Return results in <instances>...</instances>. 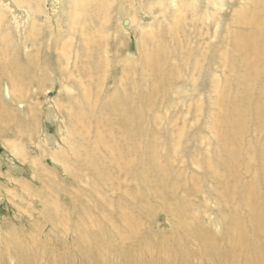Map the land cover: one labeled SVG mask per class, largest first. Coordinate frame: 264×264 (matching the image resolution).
<instances>
[{
	"label": "bare ground",
	"instance_id": "bare-ground-1",
	"mask_svg": "<svg viewBox=\"0 0 264 264\" xmlns=\"http://www.w3.org/2000/svg\"><path fill=\"white\" fill-rule=\"evenodd\" d=\"M165 1L150 3L148 11L153 12L157 5L161 7L157 14L164 23L161 20L156 23L167 28L171 35L169 41H161L159 34L155 35V25L143 19L138 10V5L142 6L141 0H0V30L5 28L8 32L15 28L19 33V44L28 51L22 61L15 51L7 54V49L0 47L6 58V61L0 59L3 97L0 98V119L5 124L12 121L19 132L14 141H9L12 155L3 149L0 151V162L5 161L8 165L6 172H0V182L5 180L1 175L8 176L6 183L0 184V194L12 197L14 206L26 216L28 212L31 218L40 213V227L38 223L35 225L38 230H43L41 237L45 235L42 238H48V242L56 239L54 233L60 235L61 239L56 240L62 242L66 251L75 245L82 246V252L78 250L81 264H191L190 260L197 259L202 264L206 261L207 264H264V0H205V12L209 15L206 20L211 21L216 16L213 30L207 22L202 27L187 25L188 14L184 7L192 3L199 9L198 0H169L171 6ZM114 2L119 4L116 11L112 6ZM229 6L232 17L225 19ZM120 8L124 19L118 22L119 25L113 20L112 28H121L128 36L132 32L135 40L141 41L138 53L129 51L121 66L114 62L110 64L112 42L107 41L109 32L104 29L116 18L115 13H120ZM50 10L65 18L51 20L49 26L53 30L49 31L46 40L50 37L53 40L45 43L46 49L38 46V51L33 54L29 51L33 44L28 41L43 35L44 21L52 17L48 15ZM184 14L185 19L182 18ZM234 21L240 27L229 31L228 27ZM56 29L62 32L58 37L53 33ZM221 29L224 31L218 37L223 42L214 50L215 54L210 53L211 46L206 48L204 44L209 45L213 34ZM4 40L8 43L7 36ZM192 41H198L204 47L194 48L193 45L189 48ZM48 49L55 51L57 56L55 59L51 56L50 60L48 58L50 63L44 64L39 60V53ZM56 63L60 64L66 79L76 78L75 84L78 83L81 90L78 102L74 96H69L66 106L54 98L56 91L53 89L45 90L44 103L37 96L27 94L34 79L40 84L36 72L41 70L46 76L44 67ZM73 65L74 71L66 73ZM118 66L122 80L137 70L142 81L136 83L129 78V89L119 90L121 82L115 78L113 93L103 96L104 75L108 72L116 74ZM202 69L214 70L210 82L215 93L210 103L212 109L208 110L211 120L207 128L215 135L216 146L212 147L208 136L201 139L206 142L204 152L208 153L207 157L203 156L206 162L202 166L205 174L213 178L207 191L206 186L201 185L188 190L187 185L179 181V175L177 180L173 177L174 186L166 184L170 176L165 166L173 165L176 160L167 156L168 153L166 161L163 160L162 151L158 154L157 142H151L149 130L150 115L156 124L159 122L160 130L169 124L176 131L171 135L176 133L175 140L179 142L175 151L179 162L187 158L185 149L190 147L182 148L188 140L181 127H178L180 131L176 130L177 118H168L160 124L159 114L154 113L157 92L164 93L169 80L171 86L166 93L185 95L186 89L173 87V81L183 78L189 85H195L197 72ZM146 76L154 82H150L153 91L147 102L144 95V90L149 87L145 83ZM74 86H67L66 91L74 92ZM183 98L190 99L182 96L180 100ZM202 107L201 103L197 105L193 114L190 104L186 108L188 111H182L184 114L179 116L186 119L193 114L199 119L205 113ZM17 113L21 118L16 116ZM43 117L49 121L45 126L41 121ZM23 136L29 140L40 136L36 149L52 152L44 163H40L45 170L42 175L47 177L46 174L56 170L59 181L55 179L57 184L52 182L51 187L44 186L43 196L32 184L37 177L40 179L36 171L40 166L33 157L38 153L30 150L29 140L25 141ZM195 154L190 157L193 163L198 161ZM31 157L33 172L24 174V162ZM197 166L202 167L201 163ZM65 179H69L70 186L62 185ZM179 187L187 189L189 195L181 196ZM200 192L206 193L202 195L205 203L197 214L198 210L191 209L186 197ZM42 200L47 210L43 213L39 208L35 209L36 202ZM214 204L216 220H211L207 214ZM52 207L56 213L48 214ZM157 207L167 210L169 221L175 225L169 235L165 229L161 230L162 238L170 243L160 248H157L155 238L145 234V228L139 229L142 223L139 219L145 215L153 216ZM190 213L195 216L191 217ZM48 225L50 231L44 234ZM32 243L35 251L26 245L6 246L16 260H31L38 264L36 258L46 255L49 250H42L43 245L37 238ZM174 247L178 256L171 252ZM61 257L57 255L54 260L65 264ZM72 257L69 259L75 261V256ZM22 262L20 264H24Z\"/></svg>",
	"mask_w": 264,
	"mask_h": 264
},
{
	"label": "rangeland",
	"instance_id": "rangeland-1",
	"mask_svg": "<svg viewBox=\"0 0 264 264\" xmlns=\"http://www.w3.org/2000/svg\"><path fill=\"white\" fill-rule=\"evenodd\" d=\"M155 1H158V0H141V2H142L141 5L142 6L137 4L139 6L138 10H140V14L143 15V19L145 21H149L150 23H153L155 25V30H154L155 31V35L158 33L159 34L158 36L161 37L160 38L161 41H166V40L169 41L170 38H171V35L168 32L167 28L165 26H163V25L162 26H158L157 23H156V22H158L160 20L164 23V19L161 16H158V14H157L161 7L156 4L157 6L155 7V10L153 12H149L148 11L149 10L148 8L150 6L149 4L152 3V2L154 3ZM198 1L200 3L199 9H195L194 4H192V3L190 5H187V6L184 7V11L188 14V19H187L188 23H187V25L188 26H192L193 25L194 27H202L203 24L205 22H207L206 25L211 27L212 30H213L214 29V25H215L216 16L212 17L211 21H207L206 18L209 17V15H208V13L205 12V9H206V3H204L205 0H198ZM165 2H167L168 6H171L169 4V0H166ZM112 6H114V8H113L114 11H116L118 9V7H119V4L114 2L112 4ZM231 8H230V6L228 7V9H227L228 10V14L225 16V19H228L229 17H232ZM53 12L54 11L50 10L48 12V15H51L52 17L49 18V19L47 18V21H44L45 30L43 28V30H42L43 35L42 36L37 35V36L33 37L32 39H30L28 41L29 44L30 43L33 44L31 46V48L29 49V51L34 52L33 54H35V51H38V46L39 47L43 46V48L46 49V47H45L46 44L45 43H48L49 41L53 40L52 37H50L48 40H46L48 38L49 31L53 30V27L49 26L50 24H52L51 20H53V21L61 20L62 21L65 18V16L63 14H61V13L60 14L59 13L53 14ZM119 12L120 13H115V15H116L115 19L116 20L112 19L111 23L109 25H107L104 29H105L106 32H109V37L110 38L108 37L107 41L108 42L109 41L112 42L111 43L112 47H110L111 52L109 53L110 54V56H109L110 64L114 62L115 64H118V65L121 66L122 61H123L122 59H124V56H126V58H127L129 51L133 52V54L138 53V51L140 50V45H141L140 42L141 41H138V40L136 41L132 32L128 36L126 34V32L121 30V28L119 30H117L116 28H112L113 20H114L115 24H118V22L121 23L123 21V19H124L123 17L125 15L122 12L121 8H120ZM145 14H147V16ZM182 18L185 19V14H184V16H182ZM167 19H170V17H167ZM117 20H119V21H117ZM221 26L223 27L224 25L222 24ZM239 27H240V25L234 21L233 23H231L229 25L228 30L229 31L238 30ZM225 30H227V29H225ZM222 31H224V29L219 30V32L217 34H213L214 38L211 39L209 45L204 44L206 48L211 46L209 48L210 49V53H214L215 54L214 50H216L218 48V46H220L222 44L223 41H221V39L219 38L220 37L219 34H221ZM53 33L55 34L56 37H58V36L61 35L62 32L60 30L56 29L55 31H53ZM5 36H7V40L6 41H8V43L4 42L5 41L4 40ZM0 37H1L0 38V47H2L4 50L7 49V54H10L13 51H15V53L19 55V57L22 59V61L26 59L25 57L27 56V52L28 51L26 52L24 50V48H23V45L19 44V41H18L19 40V33H18V31L16 32L15 28H13V30H10L8 32L6 31L5 28H2L0 30ZM112 39L115 40V42H113ZM155 43L156 42L154 41L153 44H155ZM94 46H95V48H97V44L94 45ZM193 47L194 48H199V47H204V46H201V44H199L198 41H192L191 46L189 48H193ZM118 48H120V49H118ZM93 51L96 54V56L99 55L98 51H96V49L93 50ZM124 52H126V53H124ZM112 53H113V55H112ZM116 53H119V56ZM48 54H49V56H48ZM39 55H40L39 56V60H41V62L45 64V62H49V60L52 58L51 56H53V58L55 59V57L57 56V53L55 51H53V50H49L48 49V50H46L45 53H42V54L39 53ZM2 58H3V60L6 61V58H5L4 54L0 50V59L2 60ZM48 58H49V60H48ZM97 60H98V57H96V61ZM116 60H120V61H116ZM42 63H41V65H42ZM100 66H101V64H100ZM120 66H118L117 69L115 70L116 74H112L110 72H108L107 74L105 73V75H104L105 79H103L104 84H105L104 85V90H103V96H110L113 93L114 88H115V83H114L115 78H117L118 81L122 83V84L119 83V90H121V88L122 89H126V90L129 89V78L133 79L136 83H139L140 81H142L141 77L138 75V71L137 70H136V73L130 72L128 74V76L130 75V77L128 79L126 77L125 79L122 80L120 78L121 73L118 70V69H121ZM60 67L61 66H60L59 63L57 65H50V64L46 65L44 67L46 76H44V72L43 71L38 70L35 75H36V78H40L39 79L40 80V84L38 83L37 79H34L35 81L32 82L31 91L28 92V89H27V94H29V96H32V95L37 96V98H39L40 101L44 103V102H46V98H44V97H46L45 90L53 89V91L54 90L56 91L54 93V95H55L54 98H57L61 103L66 105L67 100L70 98L69 96H71V97L74 96V98L78 102V98H80L78 96H79V92L81 90L79 88V85L77 86L78 83L75 84L76 78L74 76H71L70 80L66 79L64 77V73L62 72ZM73 67H74V65L71 66L70 69L67 70L66 73H68L69 71H74ZM129 68L131 70H133L135 67H129ZM212 70L213 69L205 71V70L202 69V71L200 73L198 71L197 72L198 74L196 75L197 82H196L195 85L194 84L193 85L192 84L189 85V82L184 80L183 78H181L180 80L173 81V87H181L182 89H186L185 95L183 93L182 96H184L185 98L186 97L190 98L188 100H184V98H183V100H180V97H182V96L181 95L178 96V95L174 94V92L173 93L172 92H167V93L165 92L171 86L169 80H168V82L165 85L164 93L160 92V91L157 92V105H156L154 113L159 114L160 119H161L160 120V124H161V122H164L165 120H168V118L176 117L177 118L176 119V126H175L176 130H178V127H181L185 131L184 132V137H186L187 140H188V142H185V144L183 145L182 148L190 147L188 149H185V150L188 151V153L186 154L187 158L185 157L186 159L184 158L183 162H179L180 159H178V157H179L178 152H177V154H175L176 147H177L179 142H178V140H175L176 133H175V136L171 135L172 133H174L176 131L173 130V128L169 124H167L166 126H164L160 130V127L158 128V126H157V125H159V122H158V124H156L154 119H153V115L149 116V119H150V122H151V124L149 126V130L151 131L150 134H151V137H152L151 138V142H155V143L157 142L156 144H157L158 148H157V146H156V148L158 149V154H161V151H162L163 160L164 161H166V156H165L166 153H168L167 156H171V159H175L176 160L175 161L176 163L173 162V165L165 166V167H167L168 176H170V180H168L167 183H166L168 186H174L175 181L173 180V177L175 178V180H177L178 175H179V181H182L183 182L182 184L187 185L186 188L187 189L189 188L188 190H190V189L195 190L196 188H198V186L200 187V185H201L203 187L206 186V191H207L209 189V186H210V181L213 182V178L210 177L208 174L207 175L205 174V172H204L205 168L202 166V164L204 162H206V160H205V158L203 156L208 155V153L204 152L207 149L206 148V145H207L206 142H202L201 141V139L203 140V137H205V136L207 137L208 136L211 139L210 142L212 143V147L216 146V144H215V139H216L215 135L211 134V131L207 128L208 125H209L208 121L211 120L210 119V112L208 110L212 109L213 105L211 106L210 103L212 102L213 97H215V93L213 92L212 82H210L211 79L214 76L213 75L214 74V70L213 71ZM102 74H104V72ZM207 75H208V77H207ZM228 75L232 76L230 71H228ZM42 77L44 78V80L41 79ZM108 77H109V79H107ZM95 78H97V77L94 76V79ZM150 78L151 77L146 76V80H145L146 85L149 86V87L147 86L148 88H146L144 90V95L146 97V102L149 99L148 97H150V96L152 97L153 88L151 87L152 83L150 84V82H153V79L152 78L150 79ZM185 78H187V77H185ZM4 80H6V79L3 78L2 81H4ZM157 80H158V77H157ZM73 81H74V83H73ZM87 82H89V81H87ZM1 84H2V87H3V83H1ZM69 84L71 86H74V84L76 85V86H74V89H75L74 92L69 93V91H66V87L70 86ZM162 87H163V85L161 84L160 88H162ZM194 87H196V88H194ZM95 91H96V89H95ZM0 98L1 99L3 98L2 97L1 85H0ZM200 103L202 104V106H203L202 108L204 109L205 113L198 119V118H195V116L193 114H195L194 110H195V108H197V105H199ZM190 104H191V111L193 112V114H191V116L187 117L186 119H184L183 117L179 116V115H183L184 114L182 111H184V112H185V110L188 111V109H186V108ZM16 116L21 118L19 113H17ZM41 121H42V124H44V126H45V123H49V121H47L46 118H44V117L41 119ZM11 122H8L7 123L8 125H7V124L4 123V121H1V119H0V146L2 147L3 151H6L7 153H9L8 154L9 156L12 155L10 153V149L11 148H10V145H9V141L10 142L14 141V139L17 138L16 136H18V135H16V133L17 134L19 133L18 129H14L13 124ZM178 123H179V125H178ZM182 126H185V127H182ZM50 127H51V130H54L53 128H55L52 125ZM33 128H34V126H33ZM178 131H180V130H178ZM37 132H38V130H37ZM177 133H179V132H177ZM23 138H24L25 141L29 140V137H27V136H23ZM249 138H252V137L249 136ZM38 142L40 143V136H36V138H34L32 140H29L27 142V145L29 144L28 146H30L29 148H30V150L32 152L35 151V152L38 153V155L34 154L33 157H35L36 163L40 166V163H42V162L44 163V159L45 158H49L51 156L52 152H50L49 150H46L45 152H41L40 149L37 150L36 147H38L37 146V144H39ZM31 147L33 149L35 148L36 150H32ZM162 147H163V149H162ZM193 148H194V150H193ZM31 151H30V153H31ZM33 153H31V154H33ZM43 153L45 155H43ZM191 154L192 155L195 154V157H197L198 161H196V163H193L191 161V159H190ZM8 155L5 157V159L7 161L9 159ZM33 157L27 159L26 160L27 162H24V163H26V165H25L26 172L24 174H27V171H29L30 174L33 172V170H32V162H31L32 161L31 159ZM51 162H52V160H51ZM200 163H201L202 167H198L197 166V164H200ZM36 167H38V166H36ZM7 168H8L7 163L5 161H1L0 162V172H3V171L6 172ZM183 168H186V170L182 171L181 169H183ZM36 171L38 172L37 175L40 177V179L37 177V179H34L32 184L36 185L34 187V189H36L37 193L39 194L40 191H41V193H42L41 195L43 196V191H46V190H44L43 187L44 186L45 187H51L52 182L54 184H57L58 182H55V179L58 180V177L55 176L56 175V170L55 171L52 170L51 174L50 175L46 174L47 177L44 176L45 177L44 178L42 174L45 173V170L43 169L42 165L40 166V168L38 167L36 169ZM40 174L42 175V177H41ZM61 176H62V178L65 177L64 175H61ZM1 177H5L4 178L5 180H4V182H0V184H5L6 183V179H7L8 176L7 175H1ZM67 181H69V179H67V180L65 179V181H62L63 182L62 185L70 186ZM187 189H184V187H179L181 196L185 197L186 194L189 195ZM69 191H70V189H69ZM184 192H186V193H184ZM92 193L94 194V192H92ZM20 195L23 196L24 193H21ZM53 195H55V194H53ZM202 195H206V193L205 192L204 193L200 192V194L196 193V196L193 195V196H190V197L189 196L186 197L187 201L190 202V204L192 206L191 209H193L194 211L198 210L197 214L201 212L200 209L203 207V205L205 203L204 202L205 197L202 196ZM52 199H51V201H52ZM43 202H44L43 200H42V202L38 201V202H36L37 204L35 205V209L39 208L41 213H43L44 210L47 211L46 207L43 204ZM171 203H173V201H171ZM14 205H15V203H14V200H13L12 197H10L8 195H1L0 194V264H11V263L12 264H20V262H22V261L16 260L15 255H12V253L9 252V250L7 249L6 244H10V245L13 244V245H16V247H21V246L26 245V248L28 247V248H31L33 250V243L32 242H33L34 238H37V241L39 243H41L40 245H43V246H41L42 250L45 249V248H46V250H49L46 255L43 256V254H42V256L40 255L39 257L36 258L37 259L36 261H38V264H60V260H58V259L54 260L57 255H62L61 260H63L62 262H64L65 264H81V259L79 257H81V253L80 252H82V250H81L82 246L75 245V246L71 247L70 249H67L69 251H66V247H64L61 244L62 242H60V240H58V241L56 240V239H61L60 235L59 234L56 235L54 233H53V235H54V237L56 239H53V241L48 242V238H46V237H45V239L42 238L45 235L41 237V234H42L43 230L40 231V230L37 229V228L40 227L39 224H41V220H42V219H40V216H39L40 213L39 214H35L31 218L30 216H32V215L30 214V212H28V216H26L25 212L19 211L18 207L14 206ZM82 207L86 208L85 205H82ZM211 209L212 210H211L210 214L209 213L207 214V217L210 218L211 220H213V219L216 220V215L213 213L214 209H216V205L215 204L211 205ZM135 211L137 213V209ZM49 212H51V214L52 213H56V210L52 207L50 209V211L48 210V214H49ZM76 215L77 214H75V216ZM81 215H82V213L79 216H81ZM190 215H191V217L195 216L192 213H190ZM168 216H169V214H168L167 210H163V209H161V207H157L155 212H154V214H153V216H150L148 218V216L145 215V217L143 216L144 218L142 217V219H139V221L142 222L141 226H139V229H141L143 231V228H145L146 231H147V232H145V234L147 236H152L153 238L156 239L155 242H156L157 245H159V246H157V248H160L162 245H166V244L170 243V242H166V240H167L166 238L165 239L162 238L163 232L161 231V230L165 229V233H167V235H169L172 232V229L175 228V225L172 222L169 221ZM24 217H25V219H24ZM207 217H205V218H207ZM73 219H75V217ZM146 219H148V220H146ZM189 219H191V218H189ZM35 221H37V222H35ZM135 221L138 222L137 217H136ZM35 223H38L39 227H36ZM147 227H148V229H147ZM219 227L221 228V225H219ZM61 228H63V227H61ZM215 228L218 229V227H216V226H215ZM49 229H50V226L48 225L47 230L44 232V234H47V232L50 231ZM145 229H144V231H145ZM43 240H45V241H43ZM58 242H59V247H58ZM46 245H48V246L46 247ZM172 250L173 251L170 250L172 252V254H175L176 256H178V250L176 251L175 247ZM33 251H35V250H33ZM157 252H159L160 256L162 257V254L160 253V250H158ZM162 253H163V251H162ZM72 255L75 256L74 257L75 261H71L70 260L71 258L73 259ZM45 257H46V259H45ZM58 258H60V257H58ZM29 262H30V264H34L33 261H31V260L28 261V262H22V263L29 264ZM190 262H191V264H192V262H193V264H202L203 263L200 259H197V260H194V261L190 260ZM85 264H87V263H85ZM176 264H178V262H176ZM204 264H207V261Z\"/></svg>",
	"mask_w": 264,
	"mask_h": 264
},
{
	"label": "water",
	"instance_id": "water-1",
	"mask_svg": "<svg viewBox=\"0 0 264 264\" xmlns=\"http://www.w3.org/2000/svg\"><path fill=\"white\" fill-rule=\"evenodd\" d=\"M0 151H2V148L0 147Z\"/></svg>",
	"mask_w": 264,
	"mask_h": 264
}]
</instances>
